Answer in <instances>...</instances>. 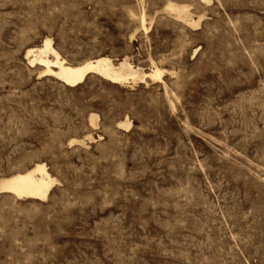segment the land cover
<instances>
[{
    "label": "rangeland",
    "instance_id": "rangeland-1",
    "mask_svg": "<svg viewBox=\"0 0 264 264\" xmlns=\"http://www.w3.org/2000/svg\"><path fill=\"white\" fill-rule=\"evenodd\" d=\"M47 37L167 73L68 87L25 59ZM35 163L57 181L0 194V264H264V0H0V178Z\"/></svg>",
    "mask_w": 264,
    "mask_h": 264
},
{
    "label": "bare ground",
    "instance_id": "bare-ground-1",
    "mask_svg": "<svg viewBox=\"0 0 264 264\" xmlns=\"http://www.w3.org/2000/svg\"><path fill=\"white\" fill-rule=\"evenodd\" d=\"M210 3L212 0H202ZM165 11L191 27H196L200 20H194L190 15V6L187 4L168 1ZM132 16V15H131ZM148 20L145 11L138 18L139 29L148 33ZM153 23V22H152ZM31 67L38 70L39 78L52 77L68 87H76L85 79L94 74L102 79L115 84L125 85L130 81L146 83V79L153 82H162L167 73L150 59L152 67L148 72L139 66H134L129 57L115 61L108 56L89 59L82 63L68 62L53 46L51 38H45L41 45L30 48L25 53ZM151 66V65H150ZM98 115H90L91 126H96ZM89 120V119H88ZM121 128H129L131 123L124 121L118 124ZM57 180L49 173L46 164L35 163L32 167L17 171L9 176L0 178V194H9L19 200H46Z\"/></svg>",
    "mask_w": 264,
    "mask_h": 264
}]
</instances>
